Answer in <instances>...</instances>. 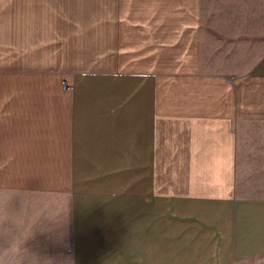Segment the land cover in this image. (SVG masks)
<instances>
[{
    "label": "crops",
    "instance_id": "0c3cea01",
    "mask_svg": "<svg viewBox=\"0 0 264 264\" xmlns=\"http://www.w3.org/2000/svg\"><path fill=\"white\" fill-rule=\"evenodd\" d=\"M0 195L72 264H264V0H0Z\"/></svg>",
    "mask_w": 264,
    "mask_h": 264
},
{
    "label": "rangeland",
    "instance_id": "374dc122",
    "mask_svg": "<svg viewBox=\"0 0 264 264\" xmlns=\"http://www.w3.org/2000/svg\"><path fill=\"white\" fill-rule=\"evenodd\" d=\"M221 10L208 9V15ZM44 198L0 195V264H72L64 253L70 249L61 247L69 239L68 216L53 215L54 201ZM61 204L65 213V201Z\"/></svg>",
    "mask_w": 264,
    "mask_h": 264
}]
</instances>
